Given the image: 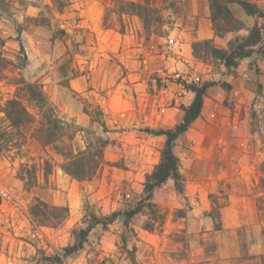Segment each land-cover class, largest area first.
Segmentation results:
<instances>
[{
    "label": "rangeland",
    "instance_id": "rangeland-1",
    "mask_svg": "<svg viewBox=\"0 0 264 264\" xmlns=\"http://www.w3.org/2000/svg\"><path fill=\"white\" fill-rule=\"evenodd\" d=\"M3 1L0 109L19 97L36 114L18 83L36 85L80 129L74 153L107 144L100 170L82 182L32 131L20 149L0 152V264H264V57L254 48L227 69L202 44L227 50L254 26L264 36V18L238 4L264 12V0L227 4L243 28L222 36L209 0ZM132 4L148 9L147 24ZM194 88H205L200 115L173 146L183 190L168 180L152 206L88 232L93 216L138 206L166 141L152 133L181 123ZM37 201L48 213L67 208L68 218L56 229L33 223ZM74 232L85 242L64 257Z\"/></svg>",
    "mask_w": 264,
    "mask_h": 264
},
{
    "label": "trees",
    "instance_id": "trees-1",
    "mask_svg": "<svg viewBox=\"0 0 264 264\" xmlns=\"http://www.w3.org/2000/svg\"><path fill=\"white\" fill-rule=\"evenodd\" d=\"M232 2H235V0H209L210 21L216 36H222L225 33L243 28L242 24L232 16L227 8V4ZM0 4L5 5L6 3L0 0ZM238 4L247 15H257L264 18V12L257 10L254 5L243 1H239ZM132 5L139 10L137 16L143 20L144 24H147L148 19L145 17L144 12L148 11V9L141 5ZM219 20H222L227 25L225 29H221L218 26ZM210 43L211 41L202 43L206 48L205 54L223 62L227 69L234 68L240 60L251 57L256 52L254 48H258V51L264 57V36L262 29L258 26L251 28L247 37L235 38L229 41L227 50L210 48ZM20 49L23 59L26 60L21 44ZM197 50L196 46H194V51L199 52ZM1 62L2 59L0 58V64ZM18 85L21 86L19 87V92L22 93L26 102L36 110V114H33L19 97L5 102L4 107L0 109V114H3L2 119H0V152H8L11 148L20 149L27 141V133L32 131L33 138L45 146H52L66 160L61 167L65 174L79 182L93 178L103 164L102 148L107 142L105 141L101 147L93 151L87 147L85 150H77L74 153L73 141L80 129L64 122L36 85L24 82L18 83ZM192 92L195 96L191 104L187 107H181L183 112L181 123L173 129L152 133L155 136L165 137L166 141L161 151L160 162L145 178L143 197L138 206L132 211L115 212L111 217H105L104 219H98L93 216L88 225V232L99 224H110L118 217H124L127 221L143 208L152 206L151 201L154 191L163 186L168 180L174 181L177 191L181 192L183 190L180 161L173 152V146L175 141L189 129L191 123L200 115L205 88H194ZM45 209H48V207L40 201L32 205L29 208L31 221L56 229L68 218L69 211L67 208L53 207L50 213ZM145 230L149 231L150 229L145 228ZM74 235L76 242L73 246L63 250L65 252L64 257L80 250L85 242L86 232H80L78 235L74 232ZM46 260L48 259L46 258ZM52 260V263H62V259L59 256L52 258Z\"/></svg>",
    "mask_w": 264,
    "mask_h": 264
},
{
    "label": "built area",
    "instance_id": "built-area-1",
    "mask_svg": "<svg viewBox=\"0 0 264 264\" xmlns=\"http://www.w3.org/2000/svg\"><path fill=\"white\" fill-rule=\"evenodd\" d=\"M5 196H6V194L0 190V197H5Z\"/></svg>",
    "mask_w": 264,
    "mask_h": 264
}]
</instances>
